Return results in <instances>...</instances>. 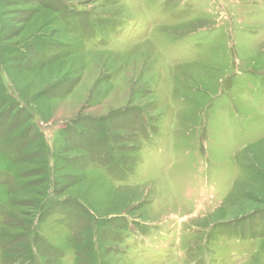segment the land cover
<instances>
[{
	"label": "rangeland",
	"instance_id": "obj_1",
	"mask_svg": "<svg viewBox=\"0 0 264 264\" xmlns=\"http://www.w3.org/2000/svg\"><path fill=\"white\" fill-rule=\"evenodd\" d=\"M0 264H264V0H0Z\"/></svg>",
	"mask_w": 264,
	"mask_h": 264
}]
</instances>
